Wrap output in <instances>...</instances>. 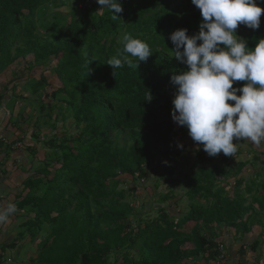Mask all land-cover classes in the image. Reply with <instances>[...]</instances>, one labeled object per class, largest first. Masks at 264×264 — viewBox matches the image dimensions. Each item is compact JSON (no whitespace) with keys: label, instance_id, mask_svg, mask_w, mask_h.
<instances>
[{"label":"trees","instance_id":"16d2710c","mask_svg":"<svg viewBox=\"0 0 264 264\" xmlns=\"http://www.w3.org/2000/svg\"><path fill=\"white\" fill-rule=\"evenodd\" d=\"M87 1L0 0V75L17 59L31 56L24 69V92L37 96L52 87L43 76L50 61L55 64L48 71L60 83L46 94L53 104L46 107L39 96L33 121L24 118L33 128L31 141L45 149L38 165H34L38 150L26 146L29 166L13 165L20 172L13 176L4 164L12 143L6 145L0 139L4 156L0 191L5 184L18 186L13 200L8 192L0 196V209L14 203L15 213L25 216L17 226V239L37 242L35 264H186L199 260L208 264L215 262L218 246L225 244L216 234L220 226L230 230L232 245L238 242L255 251L257 240L248 244L236 235L243 236L255 224L264 227V148L259 154L251 153V163L258 164L261 171L246 183L237 177L247 161L228 170L217 164L197 169L212 157L194 150L191 169L183 175L188 204L179 214L168 212V203L176 199L170 188L159 191L153 203L156 208L151 206L143 214L125 201L137 198L135 182L146 178L154 162L165 164L154 189L161 180L166 186L177 183L173 175L187 162L185 145L178 147V139L187 138L188 130L171 117L175 87L170 82L173 74L187 66L172 56L169 35L179 28L187 29L188 35L197 33L202 21L199 9L191 0H119L123 11L116 14L120 20H113L108 10L97 8L96 0ZM256 2L264 9V0ZM124 33L147 42L153 52L136 68L135 58L129 56L132 66L124 63L113 75L107 61L123 51ZM236 34L252 48L264 37V13L258 29L240 25ZM35 68L42 69L38 78L30 74ZM243 83L236 81L233 86ZM148 91L151 101H145ZM10 92L14 98L28 99L15 86ZM2 99L0 94V108ZM67 117L75 132L56 134L57 121ZM20 120L9 114L4 130L8 132L6 127L12 126L21 132ZM40 124L49 127L51 134H41ZM240 153L237 149L223 163ZM229 179L233 180L231 194L220 186ZM44 225L46 235L38 241ZM15 248L12 242L0 247L2 251ZM0 264H5L3 256Z\"/></svg>","mask_w":264,"mask_h":264},{"label":"clouds","instance_id":"9594fccd","mask_svg":"<svg viewBox=\"0 0 264 264\" xmlns=\"http://www.w3.org/2000/svg\"><path fill=\"white\" fill-rule=\"evenodd\" d=\"M96 2L100 9L111 13L113 20H120L116 15L123 11L119 0ZM191 3L202 17L198 32L188 35L187 29L179 28L169 35L174 46L172 56L187 66V70L170 77L175 87L171 117L187 128L197 147L202 146L209 156L223 153L232 157L237 152L234 139H248L256 145L264 142V37L249 48L247 40L236 34L240 25L258 29L264 9L256 0H191ZM121 43L123 51L118 50L107 61L113 75L124 63L132 66L129 56L135 58L136 68L139 61L152 55L147 42L128 33L123 34ZM236 81L244 83L234 87ZM152 99L148 91L145 101ZM16 211V205L8 203L0 209V223Z\"/></svg>","mask_w":264,"mask_h":264},{"label":"rangeland","instance_id":"374dc122","mask_svg":"<svg viewBox=\"0 0 264 264\" xmlns=\"http://www.w3.org/2000/svg\"><path fill=\"white\" fill-rule=\"evenodd\" d=\"M89 1V0H88ZM87 1V2H88ZM86 2V3H87ZM93 3V2H91ZM98 4V3H97ZM80 3L77 5V7H80ZM88 7L91 5L90 3H87ZM97 8L100 9L99 5H96ZM31 60V56H26L23 59H17L11 66H9L1 75H0V94L3 96V99L1 100V108H0V139H4V144L9 145L12 143V151L7 157V161L4 162L8 167L7 169L12 172V175L15 177H18L20 172L19 169H13V165H22L24 167H28L31 156L29 155V152L26 149V146L33 147L35 146L38 150L37 154V161H34V165H38L40 160L44 158V152L45 149L42 148V145L40 143H35L34 141H31L30 135L32 132V127L29 126L26 122H24V118H26L29 121H33V118L35 116V113L38 112L37 103L35 102V99L39 96H43V104L46 107H49L51 104H53L52 100L48 97H46V94H49L51 92V89L59 88L60 83L58 80H56L53 76V73L51 71H48L50 68H52L55 64L54 61H50L45 66L46 69L43 71V76L47 79V81L51 84V88H45L43 91H41L37 96H29L27 92H24V89L26 88L24 86V80L26 78V71L25 64ZM40 71L42 69H33L32 72H30L32 77H39ZM5 86L8 87V90H4ZM12 86L16 87L17 93L27 96L28 99H20L18 96L16 98L12 97L10 89ZM8 102V100H10ZM8 110V111H7ZM11 116L19 117L21 120L19 121V128H21V132H15L13 127H6V132L3 128L4 125H6V121L8 119L9 114ZM56 114V112H54ZM55 114L52 115V120L55 117ZM33 115V117H30ZM44 120V119H43ZM41 128V134H51V130L49 127H47L45 124H40L39 126ZM70 133L73 134L75 130L73 129L72 120L70 117H67L63 122H61V119H59L56 123V134H62V133ZM20 139L24 140V143H19ZM235 143H237V149L241 150V153L236 156L235 158H229L223 163L222 159L227 157L223 153L218 154L217 156L212 157V161H205L204 163H199L197 165L198 167L202 169H210L213 164H217L220 167L224 168V170H228L229 168H235L240 162L247 161V166L241 171L238 178H243L242 180L244 183H246L247 180L252 178V175L256 172H260L261 168L258 164L253 165L251 163V153L259 154L263 151V143L260 145H256L249 141L248 139L244 140H236L234 139ZM179 145H185L186 149V159L187 162H182V165L178 166L176 169V172L173 175V179L177 182L175 184L169 183L168 186L165 185L163 180L160 181V186L158 189H154V184L158 178V175L161 173L162 168L165 166L164 163H162L161 160H159V164L157 162H154L150 168L148 169V173L146 175V178L144 180H138L135 182V192L134 196L137 198L131 199L130 197H127L125 201L130 203V205H133L135 209L140 211V213H145L148 211L151 206L152 208H156V205H153L155 201L156 194L161 192H166L167 188L173 189L176 199L169 202L168 212L172 214H179L181 211H185L188 200L186 196L184 195V192L187 190V187L185 184H183V175L186 173H189L190 166L194 162V150L200 149L203 150L202 146L199 148L197 147L196 143L190 138L188 135L185 139H178ZM1 152L0 154V163L3 161L4 156ZM250 162V163H249ZM251 164V165H249ZM6 169V168H4ZM195 170V168H194ZM259 181V180H258ZM220 186L225 187V191L229 192L231 194L232 186H233V180L229 179L226 183L220 182ZM227 185V186H226ZM4 189L0 191V196L3 194L9 193V200H13V195H16L18 192V186H15L14 184H10V186L4 185ZM243 186L241 187V194L242 196H245L242 192ZM153 195V196H152ZM251 198V197H250ZM246 202L249 197L245 196ZM261 199V198H259ZM132 200H134L132 202ZM177 200L176 203H174ZM153 215V213H151ZM248 215V213L244 216V218ZM16 220L13 222L11 219L13 215L11 214L8 219L2 223H0V242H12L17 246L15 250L12 251H2L0 249V252H3L6 254L4 259H6V264H35V261L33 260L37 253L38 248H36L37 242L35 241L34 244H30L29 238H25L24 240L17 239L16 233L18 232L17 226L22 223L25 220V216L20 215V213H15ZM30 218V217H29ZM242 219V221L244 220ZM47 227L44 225L42 229V233L39 234L37 240L42 241L44 236L46 235ZM230 233V230L227 227L220 226L219 231L216 230V234L219 235L224 240V246H218V252L220 253L217 256V259L215 262L208 263V264H253L256 262H260L261 260L264 261V227H261L260 225H253L249 232L241 235H236V237L239 239L242 237V240H245L248 244L252 242L253 240H257L258 247H256L255 251H251L249 249V246H242L236 242L234 245H232L231 240L229 239L228 235ZM230 236V235H229ZM241 239V238H240ZM186 264H205L203 260L198 261H186Z\"/></svg>","mask_w":264,"mask_h":264},{"label":"crops","instance_id":"0c3cea01","mask_svg":"<svg viewBox=\"0 0 264 264\" xmlns=\"http://www.w3.org/2000/svg\"><path fill=\"white\" fill-rule=\"evenodd\" d=\"M1 242H0V247H1ZM6 254H4V253H2V252H0V259L2 258V256H4V257H7V256H5ZM5 260V264H6V259H4Z\"/></svg>","mask_w":264,"mask_h":264}]
</instances>
